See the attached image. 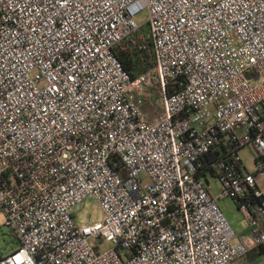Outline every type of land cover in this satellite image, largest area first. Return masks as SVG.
Masks as SVG:
<instances>
[{
	"label": "built area",
	"instance_id": "2783aa9c",
	"mask_svg": "<svg viewBox=\"0 0 264 264\" xmlns=\"http://www.w3.org/2000/svg\"><path fill=\"white\" fill-rule=\"evenodd\" d=\"M144 10L155 64L132 77L115 50ZM263 176L264 0H0V206L18 241L0 264H234L264 247ZM89 197L104 220L78 224Z\"/></svg>",
	"mask_w": 264,
	"mask_h": 264
},
{
	"label": "rangeland",
	"instance_id": "374dc122",
	"mask_svg": "<svg viewBox=\"0 0 264 264\" xmlns=\"http://www.w3.org/2000/svg\"><path fill=\"white\" fill-rule=\"evenodd\" d=\"M135 19L141 25L137 37L147 40V38H149L147 24L145 23L147 20V10L136 15ZM141 72L143 71H140V73ZM147 92L149 93V97H147L149 101H143L142 99L141 102L144 103H141V105L144 106L145 114H148V117L146 116V118L152 119L159 115L155 109L156 101H154L155 98H158L159 89L157 86H153L148 88ZM240 156L247 170L251 173H256L257 168L252 151L249 148H242L240 150ZM209 181L211 185V195L224 213L231 227L237 235L243 234L246 227L243 213L239 210L233 198L228 196L220 197L221 183L218 178L210 175ZM258 181L262 184L264 189V176L259 178ZM75 219L78 224L94 225L104 220V213L97 200L94 197H89L82 203L80 210L75 212ZM5 223L6 214L0 206V254L10 253L18 246L17 239L11 235ZM92 246L96 252H100L110 245L109 242L101 243L93 241Z\"/></svg>",
	"mask_w": 264,
	"mask_h": 264
},
{
	"label": "trees",
	"instance_id": "16d2710c",
	"mask_svg": "<svg viewBox=\"0 0 264 264\" xmlns=\"http://www.w3.org/2000/svg\"><path fill=\"white\" fill-rule=\"evenodd\" d=\"M138 32L129 40L124 41L121 46L117 47L115 54L122 66L129 72L132 77L154 66L155 58L149 38L146 40L147 47L145 50H140L137 47H132V42L136 40Z\"/></svg>",
	"mask_w": 264,
	"mask_h": 264
},
{
	"label": "crops",
	"instance_id": "0c3cea01",
	"mask_svg": "<svg viewBox=\"0 0 264 264\" xmlns=\"http://www.w3.org/2000/svg\"><path fill=\"white\" fill-rule=\"evenodd\" d=\"M149 97V96H147ZM146 97V94L143 96V101H149V99ZM144 103V102H142ZM143 110H144V106H142ZM146 113V112H145ZM145 116L148 117V114ZM258 184L260 186V188L262 189L263 193H264V189L261 183ZM246 228H245V233L246 232ZM242 235V234H241ZM7 254V253H5ZM5 254H0L1 255H5ZM234 264H264V247H258V248H254L252 250H250L244 257L238 259Z\"/></svg>",
	"mask_w": 264,
	"mask_h": 264
}]
</instances>
